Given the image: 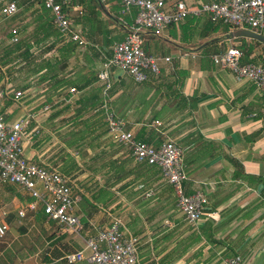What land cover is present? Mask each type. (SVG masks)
I'll use <instances>...</instances> for the list:
<instances>
[{"label": "crops", "instance_id": "crops-1", "mask_svg": "<svg viewBox=\"0 0 264 264\" xmlns=\"http://www.w3.org/2000/svg\"><path fill=\"white\" fill-rule=\"evenodd\" d=\"M10 1L0 0V12ZM16 1L19 11L11 17L12 28L30 43L32 60L40 66L51 63L53 69L33 72L24 97L8 107L11 111L0 112L8 120L28 110L37 113L32 126L40 133L25 141L26 155L70 177L83 224L80 232L62 227L54 233L51 254L57 257L51 261L67 264L64 256L84 248L96 234L94 224H108L116 215L139 237V264H223L225 257L236 254L247 264H264V94L252 80L236 77L211 58L236 44L243 54L251 51L246 61L261 63L264 43L230 37L233 28L226 30V24L206 13L190 14L161 32L141 31L149 53L170 57L161 61L159 75L139 83L113 69L116 113L144 141L158 146L175 140L184 149L186 191L206 192L207 213L192 225L179 211L160 167L136 163L109 134L101 109L104 87L98 71L112 57L114 44L135 25L136 16H122L119 0H71L69 17L87 42L69 45L61 32L46 36L37 31L52 16L42 0ZM205 1L188 0L193 5ZM39 99L55 108L37 111L34 100ZM10 185L12 199H21L19 215L34 199L19 185ZM29 212H36L45 225L58 224L47 215L40 218L41 205ZM76 264L95 263L85 259Z\"/></svg>", "mask_w": 264, "mask_h": 264}, {"label": "built area", "instance_id": "built-area-1", "mask_svg": "<svg viewBox=\"0 0 264 264\" xmlns=\"http://www.w3.org/2000/svg\"><path fill=\"white\" fill-rule=\"evenodd\" d=\"M52 14L53 24L67 41L78 45L87 40L74 28L69 17L71 0H42ZM120 14L125 16L137 11L135 25L129 29L124 39L113 46V55L107 59L98 71V79L103 85L104 100L101 106L104 120L111 137L125 146L136 163L157 165L162 176L169 181L177 200V207L185 219L197 225L207 213L209 203L206 192L199 188L188 193L185 188L187 172L184 165V149L173 139H167L160 145L139 138L129 127L128 121L119 116L112 105V72L119 69L142 83L161 72L162 57L149 53L143 46L141 31L151 29L161 32L173 24L182 23L190 14H208L212 21L223 22L236 29L247 27L264 33V0H209L193 5L188 0H119ZM19 4L12 0L5 4L1 13L5 18L15 16ZM12 42L19 40L16 27L11 29ZM243 51L234 44L225 50L214 53V63L230 69L238 78L252 80L264 94V50L263 62L243 61ZM72 92L76 87H71ZM25 90L16 89L13 83L0 87V111L6 98L20 101ZM50 105L37 111H48ZM5 111H11L7 108ZM21 115L16 120H8L0 112V183L19 185L34 200L19 210V216L25 217L28 210L41 205L48 219L56 221L62 227L73 232H80L83 224L75 207L77 197L71 179L57 167L46 166L30 159L25 152V141L40 133L38 126H32L37 113L33 110ZM152 191L147 193L148 196ZM96 234L90 236L85 247L68 252L64 259L67 264H76L89 260L95 264H139V237L129 233L122 218L112 216L108 224H94ZM9 224L0 220V238L5 237ZM42 264H56V261ZM223 264H247L239 255H230L223 259Z\"/></svg>", "mask_w": 264, "mask_h": 264}, {"label": "rangeland", "instance_id": "rangeland-1", "mask_svg": "<svg viewBox=\"0 0 264 264\" xmlns=\"http://www.w3.org/2000/svg\"><path fill=\"white\" fill-rule=\"evenodd\" d=\"M14 22L11 18H5L0 12V60L5 44L10 43V32ZM10 59V63L6 65L0 64V87L13 83L16 88H20L27 82L32 83L35 78L31 63L26 64L18 54L11 56ZM46 102L42 99L34 100L35 105L39 106L35 109L40 110L45 105H50L48 111L55 108V105ZM10 184L0 183V219L5 218L11 224L7 235L0 238V264H42L53 260L57 257L51 254L56 240L51 239L56 231L62 230V226L56 223L53 227L45 225L46 223L37 218L36 212H29L26 217L20 218L16 206L20 204L21 199L19 201L12 199L14 190ZM22 197H27V194ZM112 216L116 215L110 217ZM43 217L41 213L40 218Z\"/></svg>", "mask_w": 264, "mask_h": 264}, {"label": "trees", "instance_id": "trees-1", "mask_svg": "<svg viewBox=\"0 0 264 264\" xmlns=\"http://www.w3.org/2000/svg\"><path fill=\"white\" fill-rule=\"evenodd\" d=\"M44 5V4H43ZM45 7V5H44ZM48 9V8H47ZM48 11H50L48 9ZM47 11V12H48ZM132 16H136L137 12L135 9L132 10L131 12ZM220 23H223V22H220ZM224 24V23H223ZM226 30H229V26L226 24ZM37 31H43L45 33L46 36H50V35H58L60 34V31L53 25V18L52 16L48 17V21L43 24L41 27H39L37 29ZM11 38H12V33L10 35V43H6L5 46H4V53L1 57V60H0V64L1 65H6L8 63H10V58L11 56L15 55V54H18V56H21L26 64L28 63H31L30 66H31V69H32V72H37L39 70H41L43 67H46L48 71H51L53 69V65L51 63L45 65V66H40V63H35V61L32 60V57H31V54L32 52L30 51V48H31V45L30 43H28L25 38H19L18 41L16 42H12L11 41ZM257 43H260L258 40H255ZM73 42L72 41H68L67 44L71 45ZM241 50L243 51V48L240 47ZM251 51H246L243 55H242V60L243 61H246L245 59V54H249ZM42 67V68H41ZM0 80H1V77H0ZM67 85H71V81H65ZM29 87V84H24L22 87L20 88H16V89H26ZM13 103H15V101L11 98H6V101H5V104L2 106V109L1 111H5L9 106H11ZM83 112H87V111H83ZM44 215L43 219L46 218V214L42 213Z\"/></svg>", "mask_w": 264, "mask_h": 264}, {"label": "water", "instance_id": "water-1", "mask_svg": "<svg viewBox=\"0 0 264 264\" xmlns=\"http://www.w3.org/2000/svg\"><path fill=\"white\" fill-rule=\"evenodd\" d=\"M230 37L248 36L264 43V34L247 27L236 28L229 33Z\"/></svg>", "mask_w": 264, "mask_h": 264}]
</instances>
